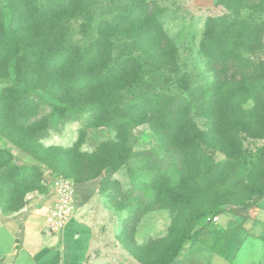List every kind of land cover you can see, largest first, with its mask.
<instances>
[{
	"label": "rangeland",
	"instance_id": "374dc122",
	"mask_svg": "<svg viewBox=\"0 0 264 264\" xmlns=\"http://www.w3.org/2000/svg\"><path fill=\"white\" fill-rule=\"evenodd\" d=\"M19 1L30 4L29 11L38 13L50 0ZM149 1L160 7V31L176 46L180 77L187 78L192 87H208L214 82L215 71L206 56L213 45L217 50L234 53L240 65L254 66L256 72L250 78L235 75L211 92L186 95L187 110L182 108L171 124L168 115L181 94L177 76L162 80L155 67L159 60L157 47L120 26L127 12L126 0H96L92 40H83L82 21L74 15L57 31L54 41L59 45L54 47L36 38L26 41L16 31L5 30L10 56L0 57V96L8 87L26 92L19 102L26 119L15 122L18 144H27L33 134L45 147L93 153L103 142L113 141L119 144L120 160L125 163L112 175L111 184H106L107 170L80 181L74 154L69 163L53 159L44 162L0 134V147L13 156L14 165L29 167L28 177L36 183L24 196L23 208L4 206L11 199L10 190L4 192L3 206L0 203L2 221L14 225L21 239L33 229L46 239L54 235L44 219L54 182L62 176L78 181L74 216L93 235L94 249L88 264H142L139 248L161 246L172 227H179L184 235L209 219L225 227L234 205L258 199L264 187V0ZM9 8L7 0H0V10L5 13ZM211 19L219 20L210 33ZM1 25L4 23L0 21ZM115 28L116 48L108 58L107 44L101 38ZM74 46L83 57L97 59L95 65L100 66L98 71L104 77L112 70L120 71L132 82L141 79L145 89L155 87L156 93H141L140 111L127 120L118 118L113 106L92 102L89 97L84 105L74 107V96L59 85L65 73L74 72ZM51 48L64 53L65 71L57 63L62 57H50ZM131 58L138 60L123 66ZM141 86L133 92L139 93ZM159 92H163L161 97ZM132 100L133 96H127L122 108ZM182 193L192 201L184 215L174 209ZM218 209L226 213L217 216ZM255 217L258 222L248 224L254 227L251 233L255 236L246 241L237 258L228 262L214 255L211 264L264 261V241L260 238L262 233L264 236V210ZM6 241L1 238V252H7ZM188 262L184 263L193 264Z\"/></svg>",
	"mask_w": 264,
	"mask_h": 264
},
{
	"label": "trees",
	"instance_id": "16d2710c",
	"mask_svg": "<svg viewBox=\"0 0 264 264\" xmlns=\"http://www.w3.org/2000/svg\"><path fill=\"white\" fill-rule=\"evenodd\" d=\"M126 1L125 8H127V12L124 13L125 19L120 26L130 32H134V34L140 35V40L147 41L149 44L152 43V45L157 47L159 60L155 67L162 80L166 79L168 81L172 76H177L179 83L177 90L181 94L178 97L176 96L175 104L170 109L168 121H171V124H174L175 117L179 115L178 113L182 108L187 110V107H184L188 100L185 98L186 95L191 96L195 91L211 92L222 81L233 80L235 75L241 74L250 78L256 72L257 69L254 66L240 65L234 53L217 50L216 46L213 45L214 49H210L206 56L215 71L214 82L208 87H192L187 78L180 77V56L176 46L168 39L165 33L160 31L159 14L161 9L158 4L154 1L146 2V0ZM7 2L11 9L9 8L5 13L0 10V21L4 23V25H1L3 28H0V57L6 56L9 58L10 56V43L6 31L14 30L26 41L36 38L42 41L41 44L54 47L59 45L54 41L59 33L57 31H61V25L67 24L73 15L74 19L77 18L82 21L80 27L83 40L87 41L94 38L91 37V32L96 16V0H50L44 4L38 13L29 11L28 7L30 4L25 2H20L19 0H7ZM230 2L232 1L230 0ZM218 20L211 19L209 21L210 33L217 27ZM112 30L101 38L107 44L109 50L108 58H111V54L116 48L114 42L116 41L117 30L116 28ZM35 34L37 35L35 36ZM63 54L57 48H51L50 50V57L63 58H57V63L62 70L67 64V59ZM51 60H48L46 64H49ZM135 60L138 59H126L123 66ZM97 62L94 56L83 57L82 53L77 52L74 46V72L71 75L65 73L59 83L60 86L68 88L71 97L74 96L71 99L74 107L84 105L86 103L85 100L89 97L92 102H101L105 105L113 106L117 117L127 120L137 115L140 111L138 100L142 98L141 93L144 92L146 96L154 90L156 93L155 87L145 89L141 86V79L137 83L132 82V79L123 78L120 71L112 70V72H108V77H104L102 72L98 71L100 66L97 68L95 65ZM65 70L66 68L63 71ZM139 85L142 89H140L139 93H134V89L137 88L139 90ZM161 93L158 94L159 97H161ZM25 94L26 92L21 88L8 87L0 96V106H2L1 111L3 112V114H0V134L6 136L15 145L18 144L17 138L19 136L15 122L18 119H26V111L21 108L19 103L24 99ZM127 96H133V100L126 108H122ZM122 97H126L125 100H122ZM162 97L167 100L170 99V97L165 95ZM91 101L87 102L90 103ZM18 145L26 152L32 153L34 156L38 155L39 157H36L44 162L53 159V161L58 163H69L71 161L70 158L74 154L77 156L74 163L78 166L79 173L82 176L80 181L98 177L103 171L107 170L106 184H111L113 183L112 175L125 164L123 160H120L119 144L113 141L103 142L93 153H80L76 149L73 151V149L45 147L37 142L33 134L28 139L27 144ZM12 161L13 156L0 147V203L3 206L2 198L4 192L5 190H10L11 199L10 201L7 200L4 206L11 205L12 210H16L23 208L24 196L36 187V183L28 177L29 167L14 165ZM62 177L71 179L76 183L78 182L71 176ZM149 191L152 192L151 190L147 192ZM149 195L152 194L149 193ZM185 195V193H182L181 196L176 198L174 209H179L178 214L180 212L184 215L186 208L192 203V201L185 198ZM259 210H264V187L259 190L257 200L239 202L229 210L228 213L231 217L225 227L213 219L202 221L196 229L186 235L180 233L179 227H172L167 237L161 242V246L154 244L139 248L141 251L139 260L142 264H185L186 260L193 264H211V259L216 255L228 262H233L246 241L250 237L255 236L251 233L254 227H248V224L254 225L258 222L255 215ZM225 213L223 209H218L216 215L223 216ZM178 218H180V215H178ZM260 238L264 241L263 233ZM18 248L16 242L15 250L17 251ZM134 256L136 257V254ZM260 264H264V261Z\"/></svg>",
	"mask_w": 264,
	"mask_h": 264
},
{
	"label": "crops",
	"instance_id": "0c3cea01",
	"mask_svg": "<svg viewBox=\"0 0 264 264\" xmlns=\"http://www.w3.org/2000/svg\"><path fill=\"white\" fill-rule=\"evenodd\" d=\"M47 213L48 208L44 219L45 226ZM74 215L65 227L53 233L52 237L46 239L42 235H37L33 229L24 236V240L18 236L19 230L14 225L2 221L0 217V241L1 238L3 241L7 240V252H1L3 244H0V262L7 264H88L94 249L93 235L88 226ZM16 242L19 247L17 251L15 250Z\"/></svg>",
	"mask_w": 264,
	"mask_h": 264
},
{
	"label": "built area",
	"instance_id": "2783aa9c",
	"mask_svg": "<svg viewBox=\"0 0 264 264\" xmlns=\"http://www.w3.org/2000/svg\"><path fill=\"white\" fill-rule=\"evenodd\" d=\"M76 184L68 178H58L53 185V198L48 206L46 228L51 233L61 231L75 214Z\"/></svg>",
	"mask_w": 264,
	"mask_h": 264
}]
</instances>
